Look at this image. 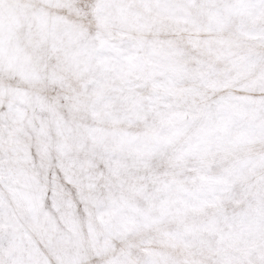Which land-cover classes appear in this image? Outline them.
<instances>
[{"label": "snow or ice", "instance_id": "snow-or-ice-1", "mask_svg": "<svg viewBox=\"0 0 264 264\" xmlns=\"http://www.w3.org/2000/svg\"><path fill=\"white\" fill-rule=\"evenodd\" d=\"M0 264H264V0H0Z\"/></svg>", "mask_w": 264, "mask_h": 264}]
</instances>
